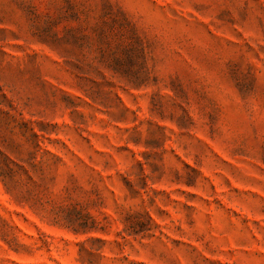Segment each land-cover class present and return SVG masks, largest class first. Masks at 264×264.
Here are the masks:
<instances>
[{"label": "rangeland", "instance_id": "rangeland-1", "mask_svg": "<svg viewBox=\"0 0 264 264\" xmlns=\"http://www.w3.org/2000/svg\"><path fill=\"white\" fill-rule=\"evenodd\" d=\"M0 264H264V0H0Z\"/></svg>", "mask_w": 264, "mask_h": 264}]
</instances>
